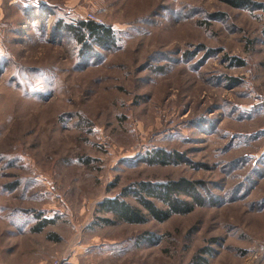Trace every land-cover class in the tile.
<instances>
[{
	"label": "rangeland",
	"instance_id": "1",
	"mask_svg": "<svg viewBox=\"0 0 264 264\" xmlns=\"http://www.w3.org/2000/svg\"><path fill=\"white\" fill-rule=\"evenodd\" d=\"M41 1L0 7V264H52L76 242L98 247L87 264H191L202 248L205 264H264V0ZM86 19L112 45L80 49L63 27ZM159 151L177 160L151 163ZM179 179L206 205L99 223L125 187ZM37 217L53 223L34 234Z\"/></svg>",
	"mask_w": 264,
	"mask_h": 264
},
{
	"label": "trees",
	"instance_id": "2",
	"mask_svg": "<svg viewBox=\"0 0 264 264\" xmlns=\"http://www.w3.org/2000/svg\"><path fill=\"white\" fill-rule=\"evenodd\" d=\"M37 2V6L28 5L21 8L22 14L42 9L41 6H44V3L41 0H37ZM224 2L234 9H253L256 6L250 0H224ZM221 16L220 14H212L210 18L218 19ZM63 28L72 34L80 49L85 47L86 42L89 41L99 48L109 47L112 45L111 42L114 41V34L110 27L88 19L77 21L74 25H64ZM171 160L176 161L177 159L173 155H166L162 151L156 152L154 157L153 155L151 156V163L165 165ZM200 188H202V182L185 179L155 184H134L131 187H125L119 196L113 199H104L97 204L100 213L111 216V218H100L98 221L105 226H114L119 223L142 225L149 217L157 223H164L173 216L187 215L195 207L205 206L206 202L198 192ZM128 196L134 198L140 209L131 206L125 201ZM181 196L188 197L190 202L182 200ZM155 203L161 204L163 208L157 207ZM52 223L53 221L50 219H39L37 217V221L30 229V232L34 234L42 233ZM47 237L49 240L59 241V238L55 235L49 234ZM205 255H211V251L207 248L200 249L198 254L192 259L191 264H205Z\"/></svg>",
	"mask_w": 264,
	"mask_h": 264
},
{
	"label": "crops",
	"instance_id": "3",
	"mask_svg": "<svg viewBox=\"0 0 264 264\" xmlns=\"http://www.w3.org/2000/svg\"><path fill=\"white\" fill-rule=\"evenodd\" d=\"M6 2L9 6L16 5L20 7L21 5L24 7H27L28 5L37 6V0H0V7L1 3ZM59 242V241H58ZM58 242H54L53 245L57 246ZM98 247H91L87 244H81V243H74L70 245V249L65 253H57L55 256H59V258L62 259L63 264H87L89 262V255L90 252L94 250H98ZM101 249V247H100ZM53 256L52 258H54ZM51 258V259H52ZM44 264H50L49 261H46Z\"/></svg>",
	"mask_w": 264,
	"mask_h": 264
},
{
	"label": "built area",
	"instance_id": "4",
	"mask_svg": "<svg viewBox=\"0 0 264 264\" xmlns=\"http://www.w3.org/2000/svg\"><path fill=\"white\" fill-rule=\"evenodd\" d=\"M88 19H89V18H88ZM253 258L256 259L257 257L254 256ZM52 264H63V261H62V260H59V259H58V260H53V261H52Z\"/></svg>",
	"mask_w": 264,
	"mask_h": 264
}]
</instances>
